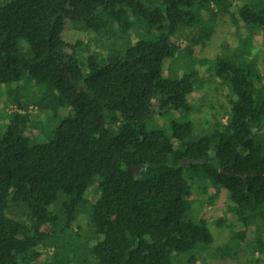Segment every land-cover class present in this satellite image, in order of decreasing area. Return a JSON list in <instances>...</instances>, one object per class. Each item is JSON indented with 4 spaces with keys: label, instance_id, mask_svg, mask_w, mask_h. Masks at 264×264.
Wrapping results in <instances>:
<instances>
[{
    "label": "trees",
    "instance_id": "1",
    "mask_svg": "<svg viewBox=\"0 0 264 264\" xmlns=\"http://www.w3.org/2000/svg\"><path fill=\"white\" fill-rule=\"evenodd\" d=\"M204 13L208 31L227 13L236 39L208 59L229 104L210 126L188 117L202 83L193 59L164 69L179 29ZM67 28L82 37L65 41ZM255 34L264 37V0H0V96L14 106L0 136V264H182L213 238L193 214V185L210 188L209 204L224 194L216 223L239 249L264 253ZM170 110L181 119L166 130L155 117Z\"/></svg>",
    "mask_w": 264,
    "mask_h": 264
},
{
    "label": "rangeland",
    "instance_id": "2",
    "mask_svg": "<svg viewBox=\"0 0 264 264\" xmlns=\"http://www.w3.org/2000/svg\"><path fill=\"white\" fill-rule=\"evenodd\" d=\"M236 1L232 0V6H234ZM202 16V22L204 23L179 29L177 32L179 49L175 56L164 64V69L166 73L170 71L177 74L181 73V65L193 59V63L195 62L194 66L197 74L201 77L202 83L191 93V102L194 105V109L188 117H193L202 126H210L214 120L225 121L229 104L227 102L228 90L211 74L209 68L211 64H209L208 59L222 54L225 44L230 46L235 45L236 39L230 17L227 13H217L211 21L209 31L202 28V24L207 23L208 20L205 13ZM258 34H255L256 36L254 37L252 54L257 67L264 71V37L261 39V35ZM81 37V31L76 28H67L63 32L65 41L73 42ZM23 51L29 53L27 46ZM203 59L205 61L199 63V60ZM30 89L31 87L25 90L24 93L28 94ZM26 96L28 95L22 94L21 98L24 99ZM5 100L6 97L0 96V136L10 121L11 116L8 115V112L10 109H14L13 104L11 102L6 104ZM29 113L32 120H36V118L39 120V125L45 124L47 126L49 124H47L45 116H37L42 115L37 112V109L31 108ZM172 119H181L177 111H165L161 116L155 117L157 125L163 126L166 130H168L169 122ZM56 122L57 120L55 124ZM36 126L29 124L27 127V131L34 137L40 132L38 128H42L41 126ZM51 127L45 128L44 132L41 130L42 134L45 135ZM210 191V188H207L206 193H203L200 187L193 185L191 203L193 214L196 217H203L207 221L208 228L213 237L212 242L206 246L197 245L193 250L180 255L179 258L182 264H185L191 255H193L194 259L193 264H264V253L254 252L249 248L246 250L239 249L229 239L230 232L226 223L223 225L216 223L218 218L224 216L226 202L224 194H220L214 203L209 204L206 196L210 194ZM76 223L80 225L81 231L89 228L86 214L81 213ZM74 227L72 228L73 230L75 229Z\"/></svg>",
    "mask_w": 264,
    "mask_h": 264
},
{
    "label": "water",
    "instance_id": "3",
    "mask_svg": "<svg viewBox=\"0 0 264 264\" xmlns=\"http://www.w3.org/2000/svg\"><path fill=\"white\" fill-rule=\"evenodd\" d=\"M140 168H142V166H140V167H129V169L133 170V171H139Z\"/></svg>",
    "mask_w": 264,
    "mask_h": 264
}]
</instances>
